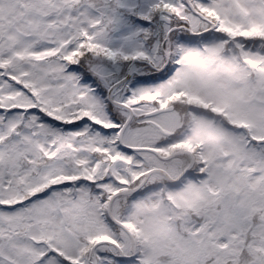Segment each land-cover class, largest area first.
I'll return each mask as SVG.
<instances>
[{
    "label": "snow or ice",
    "instance_id": "snow-or-ice-1",
    "mask_svg": "<svg viewBox=\"0 0 264 264\" xmlns=\"http://www.w3.org/2000/svg\"><path fill=\"white\" fill-rule=\"evenodd\" d=\"M0 264H264V0H0Z\"/></svg>",
    "mask_w": 264,
    "mask_h": 264
}]
</instances>
